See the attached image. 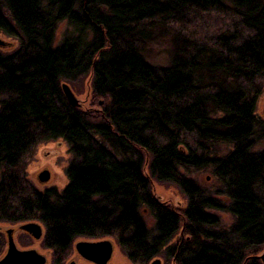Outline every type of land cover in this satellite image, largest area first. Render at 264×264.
Returning <instances> with one entry per match:
<instances>
[{"label":"trees","instance_id":"16d2710c","mask_svg":"<svg viewBox=\"0 0 264 264\" xmlns=\"http://www.w3.org/2000/svg\"><path fill=\"white\" fill-rule=\"evenodd\" d=\"M63 22L71 34L56 44ZM0 32L18 43L0 52V223L40 222L54 264L74 240L105 237L132 264H260L250 257L264 247V0H0ZM162 40L172 53L158 69L145 45ZM85 78L91 104L79 110L61 83ZM59 139L67 185L39 193L26 167ZM203 170L215 197L181 173ZM151 181L178 188L186 211L156 202ZM211 210L232 227L213 230ZM175 235L177 259L163 248Z\"/></svg>","mask_w":264,"mask_h":264},{"label":"rangeland","instance_id":"374dc122","mask_svg":"<svg viewBox=\"0 0 264 264\" xmlns=\"http://www.w3.org/2000/svg\"><path fill=\"white\" fill-rule=\"evenodd\" d=\"M70 32L71 29L68 28L66 23H60L55 34L56 44H59L66 36L69 37L71 34ZM0 41L4 43V45L0 47V52H2L3 54H9L11 51L15 50L18 47L17 41L4 36L1 32ZM167 44V41L162 40L145 45V58L150 65L158 69L166 68V66L168 65L170 53H172L170 52V47ZM88 80L89 79L85 78L83 79L82 83L80 82L79 85H70L74 94L82 101H85L86 108L91 104V97L89 95L87 82ZM255 117L259 121L264 122V91L257 101ZM226 151H228L227 148H221L218 154L220 156H225V154L227 153ZM69 161L70 155L68 153V147L62 140L59 139L54 142L40 144L38 147H36L32 159L26 167L25 171L27 173L28 180L39 193H44L46 190L52 188H55L60 193L65 189L68 182L65 172L68 167ZM43 170H47L50 174L49 181L45 184L39 183L37 180L38 173ZM181 173L189 180L194 181L195 184H197V186L202 191H204L206 195L211 197L216 196V193L219 190V184L210 170ZM153 184H155L157 188V193L162 195L163 201H166L170 204L174 203L180 208L185 207L184 196L178 188L167 184H159L156 181H153ZM206 212L219 220V228L230 229L234 223L232 216L228 213L219 211ZM142 220L144 221L147 229L152 231L154 228V220L152 216L145 212V214L142 215ZM0 226H3V223H0ZM76 240H74V242ZM19 241V244L21 246H26L29 244L28 240L25 237H22V235H20ZM36 245H39V249L41 252L45 251V249L42 248L41 244ZM261 251H264V247ZM126 258L127 257L121 252L120 248L116 247L113 260H111L109 264H132ZM157 258L160 259L161 264H171L169 260H166L164 257ZM51 264H54L53 258L51 259ZM147 264H149V262Z\"/></svg>","mask_w":264,"mask_h":264},{"label":"water","instance_id":"95a60500","mask_svg":"<svg viewBox=\"0 0 264 264\" xmlns=\"http://www.w3.org/2000/svg\"><path fill=\"white\" fill-rule=\"evenodd\" d=\"M3 45L4 43L0 41V47ZM88 88L90 95L89 82ZM61 90L65 100L71 107L79 110L88 109V107H85V101H82L74 94L69 84L61 83ZM146 171L145 169V173L147 174ZM49 178L50 174L47 170H43L38 175L39 183L45 184L49 181ZM151 186L153 187L152 193L155 200L162 206H166L165 203L167 204V202L163 201L162 195L157 193V188L155 184H153V181H151ZM21 234L31 236L36 244H40L44 238V228L40 222L37 221L22 222L14 225L3 223V226H0V235L4 236L5 247L2 253H0V264H51L52 251L45 250L41 252L36 244L35 246L27 248L20 247L16 239L17 236ZM108 238L110 237L98 239L79 238L73 243V246L79 255L86 256L89 254L90 256H95L97 260L100 261V264H109L110 261L113 260L114 252L118 245L114 240ZM126 259L128 260V258ZM257 259L261 264H264V251H262ZM70 261H74L72 264H92L90 262L88 263L86 260L77 262L74 256ZM128 261L131 262L130 260ZM149 264H161V261L155 258L149 261Z\"/></svg>","mask_w":264,"mask_h":264},{"label":"flooded vegetation","instance_id":"af4514ba","mask_svg":"<svg viewBox=\"0 0 264 264\" xmlns=\"http://www.w3.org/2000/svg\"><path fill=\"white\" fill-rule=\"evenodd\" d=\"M42 172V171H41ZM40 172V173H41ZM40 173H38V175L40 174ZM38 175H37V180H38ZM39 182V181H38ZM41 224V223H40ZM11 225H14V224H11ZM42 225V224H41ZM43 226V225H42ZM43 228H44V226H43ZM22 235V237H25L27 240H28V242H29V244L28 245H26V246H21L19 243H20V241H19V237H20V235H18L17 236V239H16V241H17V243H18V245L20 246V247H23V248H27V247H32V246H35V241H34V239L31 237V236H29V235H27V234H21ZM2 236V235H1ZM44 238H45V228H44ZM44 238H43V240L41 241V246H42V248H44L45 250H49V251H51L50 249H47L45 246H44ZM2 239H3V249H4V247H5V239H4V236H2ZM74 241L72 242V244H71V249H70V253L68 254V256L66 257V259H65V261L62 263V264H72L74 261H70V259L74 256V258L77 260V262H80V261H88V263L90 262V263H92L93 264V262H94V264H100V261L99 260H97V258L95 257V256H90L89 254L88 255H86V256H81V255H79L76 251H75V249H74ZM38 247H39V245H38ZM3 249H2V251H3ZM2 251H1V253H2ZM52 258H53V255H52ZM88 258H91V259H88ZM68 259V260H67ZM67 260V261H66Z\"/></svg>","mask_w":264,"mask_h":264},{"label":"bare ground","instance_id":"6f19581e","mask_svg":"<svg viewBox=\"0 0 264 264\" xmlns=\"http://www.w3.org/2000/svg\"><path fill=\"white\" fill-rule=\"evenodd\" d=\"M185 178L186 179H188L186 176H185ZM153 196V195H152ZM154 197V196H153ZM155 199V198H154ZM184 200H185V207L184 208H180L179 206H176L174 203H168L167 202V204L165 203V205H166V207H168V208H170V209H173V210H176V211H183V212H185L186 211V209H187V207H188V205H187V200H186V198L184 197ZM156 201V200H155ZM157 202V201H156ZM155 205H158V204H156L155 203ZM211 211H214V210H211ZM233 218V217H232ZM233 220H234V218H233ZM182 230V229H181ZM180 230V231H181ZM213 230H215V231H228V229H223V228H219V222H216V225L213 227ZM177 239H178V235H175L174 237H173V239L171 240H169V242H167V244H165V246L163 247L164 249H167V248H173L174 249V251L172 252V254H171V258H178L179 257V251H180V248H181V245L182 244H178V245H176L175 246V243H176V241H177ZM175 242H174V241ZM171 241V242H170ZM174 242V243H173ZM262 253V251L261 250H259L258 251V253L256 254V255H253V256H251L250 258L251 259H255V260H258L257 259V257L260 255ZM171 264H173L172 262H170ZM247 262L246 261H243V264H246ZM261 264V263H260Z\"/></svg>","mask_w":264,"mask_h":264}]
</instances>
